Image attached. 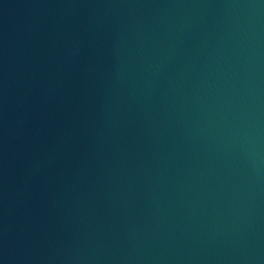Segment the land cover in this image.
Listing matches in <instances>:
<instances>
[{
	"label": "water",
	"instance_id": "obj_1",
	"mask_svg": "<svg viewBox=\"0 0 264 264\" xmlns=\"http://www.w3.org/2000/svg\"><path fill=\"white\" fill-rule=\"evenodd\" d=\"M0 264H264V0H0Z\"/></svg>",
	"mask_w": 264,
	"mask_h": 264
}]
</instances>
